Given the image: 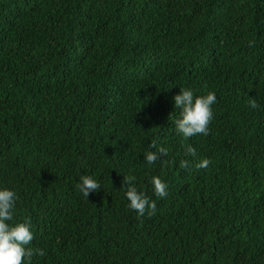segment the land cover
I'll return each instance as SVG.
<instances>
[{
	"label": "trees",
	"instance_id": "obj_1",
	"mask_svg": "<svg viewBox=\"0 0 264 264\" xmlns=\"http://www.w3.org/2000/svg\"><path fill=\"white\" fill-rule=\"evenodd\" d=\"M181 88L215 94L208 135L176 130ZM5 188L45 253L25 264H264V0H0Z\"/></svg>",
	"mask_w": 264,
	"mask_h": 264
},
{
	"label": "clouds",
	"instance_id": "obj_2",
	"mask_svg": "<svg viewBox=\"0 0 264 264\" xmlns=\"http://www.w3.org/2000/svg\"><path fill=\"white\" fill-rule=\"evenodd\" d=\"M251 46V42L250 45ZM216 103V96L209 92L206 96H194L191 88H181L180 93L174 97L175 108H179L180 119L175 121L176 130L185 138L193 137L197 134L208 135V125L213 118L211 106ZM250 106L253 109L258 107L256 101L250 100ZM151 147L156 151H148L144 154L146 162L155 163L161 156L167 157L168 149L158 147L155 140L151 141ZM185 154L193 158L196 157V149L187 146ZM210 163L209 159H202L196 163V168H207ZM180 167L187 169L189 167L188 160H181ZM134 176H124L122 181L125 194L130 202L128 207L135 210L138 215L153 216L156 213V202L151 200L140 192L133 185ZM154 195L157 198L167 196L168 185L159 177L153 176L151 180ZM79 191L84 197H88L90 193L97 192L101 189L100 184L93 179L92 176H80V182L77 185ZM17 200L14 191L7 188L0 190V264H25V261H31L35 255L43 256L45 253L40 248L30 247L34 236L31 229V222L25 219L22 223L11 224L13 220V209Z\"/></svg>",
	"mask_w": 264,
	"mask_h": 264
}]
</instances>
